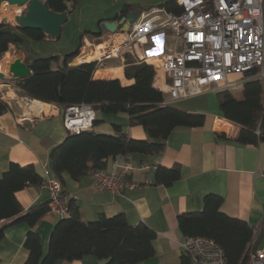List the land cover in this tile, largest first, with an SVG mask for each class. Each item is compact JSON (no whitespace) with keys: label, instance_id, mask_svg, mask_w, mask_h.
I'll list each match as a JSON object with an SVG mask.
<instances>
[{"label":"trees","instance_id":"trees-1","mask_svg":"<svg viewBox=\"0 0 264 264\" xmlns=\"http://www.w3.org/2000/svg\"><path fill=\"white\" fill-rule=\"evenodd\" d=\"M43 2L55 12H69L77 0ZM159 5L168 10L180 11L176 0H167ZM136 6L124 4L122 13H139L141 9H136ZM102 32L97 30L94 34ZM45 37L42 31L23 29L2 21L0 55L8 50L9 44ZM78 46L66 53L55 67L52 64L57 61V55H41L31 60L25 58L24 62L31 73L24 78L12 79L14 86L22 96L52 103L63 109L73 104L90 103L95 112H124L129 124L143 127L147 138H132L116 124L113 125V134L90 130L68 133L49 152L51 173L61 185L62 173L79 180L91 170L105 168L109 157L157 154L174 128L203 124L204 114L165 103L163 92L153 87L154 69L151 64L136 58L133 60L125 54L124 75L134 80L132 84L122 85L118 78L95 79L93 74L99 67L97 60L70 63L78 53ZM256 71L254 69L245 74L240 98L235 97L230 90L217 94L220 116L239 126L237 140L242 143L264 141V82L254 76ZM8 109V103L0 97V114ZM179 177L178 165L157 166L150 182L168 185ZM40 179L41 176L32 165L21 166L13 162L0 175V221L11 219L8 224L0 225V241L8 225L25 222L33 226L47 212L48 203L33 205L23 211L15 196L16 191L27 185H39ZM222 201L218 195H205L200 211L177 215L178 228L184 237L203 235L214 239L223 248L228 264H241L247 251L255 247L253 239L256 228L223 213L220 210ZM67 204L69 215L54 224L45 253L39 234L31 229L27 231L24 245L28 254L23 264H59L63 260L81 259L87 255L108 258L122 264H136L154 254L155 232L147 225H132L121 212L111 216L101 213L95 219L83 220L77 203L71 199ZM181 264H189V258L184 256Z\"/></svg>","mask_w":264,"mask_h":264},{"label":"crops","instance_id":"crops-1","mask_svg":"<svg viewBox=\"0 0 264 264\" xmlns=\"http://www.w3.org/2000/svg\"><path fill=\"white\" fill-rule=\"evenodd\" d=\"M68 5L70 6L71 3ZM135 5L138 10L155 6ZM122 9L123 6L109 19L102 18L95 28L89 27L84 30L77 43L78 53L70 63L97 60L99 67L95 70L93 78H118L122 85H129L134 80L124 75V56L97 55V44L103 42L99 39L103 37L109 42L120 36L118 34L120 31L115 33L103 31L99 35L94 34L101 21L117 19ZM73 10L74 8L67 12L68 18ZM48 37L46 35L43 40ZM32 40L25 39L19 44H9L8 50L0 55V60H8L10 63L18 57L24 61L25 58L31 60L36 56L45 55L44 49H34V52L29 53L28 46L31 45ZM57 56L58 59L53 62V67L62 60L59 55ZM157 86L153 79V87L157 88ZM238 87H240L239 96H234L240 98L242 83ZM15 90L18 91V88L13 86L11 95L7 94L6 102L9 109L0 114V175L13 162L21 166L32 165L36 173L42 177L43 166L51 171L49 158L51 148L70 133L63 125V108L46 102V108L38 112L34 111L31 98L22 95L12 97ZM210 91L215 90L207 88L197 95L179 101H171L169 95L163 91L165 103L189 112L204 114L203 124L174 128L166 139L163 149L157 154L117 155L106 160L104 169L109 170L115 163L120 166L125 165L128 167L127 177L140 183L139 187L126 189L124 196H113L108 190H100L88 175L79 180L71 179L66 173L61 175L66 201L72 199L77 203L83 220L95 219L101 213L111 216L121 212L130 224L143 223L155 232L154 254L149 259L136 264H181V260L186 256L182 243L187 237H184L178 228L177 215L200 211L204 196L207 194L222 197L220 210L226 215L241 219L253 227L263 225L264 141L239 142L237 140L239 126L220 116L218 92L215 91L216 95H214ZM230 91L233 93L232 90ZM95 113L96 119L90 130L94 133L113 134V125L116 124L132 138H147L143 127L129 124L128 116L124 112L113 114L96 110ZM173 165H178L180 168L178 179L168 185L150 182L157 166ZM15 196L23 211L33 205L46 204L45 200L49 199L47 190L40 184L27 185L16 191ZM59 219L57 215L46 212L33 226L25 222L8 225L0 241V264L24 263L28 254L24 241L30 229L39 234L45 253L52 228ZM10 221L11 219L1 220L0 225L8 224ZM254 243L255 247H264V225ZM59 264L122 263L87 255L81 259L63 260Z\"/></svg>","mask_w":264,"mask_h":264},{"label":"built area","instance_id":"built-area-1","mask_svg":"<svg viewBox=\"0 0 264 264\" xmlns=\"http://www.w3.org/2000/svg\"><path fill=\"white\" fill-rule=\"evenodd\" d=\"M176 3L180 11L160 5L141 10L129 30L118 33L122 37L100 43V56H118L126 47L128 51L120 56L130 53L151 64L157 88L165 91L171 101L197 95L207 88L218 92L235 89L246 78L245 74L254 69H257L254 76L264 82V0H176ZM7 6L11 5L1 3L0 11ZM11 7L15 8V18L23 13L25 5ZM10 63L0 60L3 74L0 97L4 100L14 86ZM12 97L16 98V90ZM95 119L90 103L63 109V125L70 133L91 130ZM45 167L39 184L48 193L47 212L67 217L63 187ZM127 170V166L115 163L109 170L94 169L87 175L100 190L124 196L126 189L140 186L127 177ZM255 228L254 241L261 231L260 226ZM182 248L189 264H228L223 248L210 237H187ZM241 264H264V247L249 249Z\"/></svg>","mask_w":264,"mask_h":264},{"label":"rangeland","instance_id":"rangeland-1","mask_svg":"<svg viewBox=\"0 0 264 264\" xmlns=\"http://www.w3.org/2000/svg\"><path fill=\"white\" fill-rule=\"evenodd\" d=\"M165 1L167 0H77L74 10L71 12L68 20L62 25L60 37L53 38L49 36L46 40H32L31 45L28 46L30 50L29 53L34 52V49H44L45 52L43 53L45 55H59L60 58H63L66 53H69L76 48L77 43H79L81 35L84 33L86 28H95L102 18L109 19L113 17L122 8V6H124V4H141L142 7H147L152 4L159 5ZM11 6H7L0 11V22L4 21L9 22L12 25H16V21L14 19L16 11L15 8ZM3 16H6L7 18H2ZM120 37L122 36H118L117 38ZM99 41L109 43L107 39L103 37L100 38ZM55 50H57V52H55ZM125 50L128 51L125 47V49L121 50L117 57H119L121 53L123 54ZM125 54L130 56L133 60L135 59L132 54ZM97 55H100L98 49ZM235 89H232L233 94L239 96L240 87ZM210 92L216 95L215 91ZM16 95L17 97H21L20 91H16ZM98 115H100V113H98Z\"/></svg>","mask_w":264,"mask_h":264},{"label":"water","instance_id":"water-1","mask_svg":"<svg viewBox=\"0 0 264 264\" xmlns=\"http://www.w3.org/2000/svg\"><path fill=\"white\" fill-rule=\"evenodd\" d=\"M3 2L16 6L25 5L24 13L16 15L14 18L17 26L23 29L39 30L53 38L60 37L61 27L68 20L67 11L55 12L46 7L43 0H0V5ZM120 13L117 19L101 22L98 32L115 33L117 31H128L131 24L137 19L138 13L135 11ZM9 71L12 79L24 78L31 73L29 66L19 57L9 64ZM2 76L3 74L0 73V78ZM45 202L48 203L49 199L45 200Z\"/></svg>","mask_w":264,"mask_h":264},{"label":"bare ground","instance_id":"bare-ground-1","mask_svg":"<svg viewBox=\"0 0 264 264\" xmlns=\"http://www.w3.org/2000/svg\"><path fill=\"white\" fill-rule=\"evenodd\" d=\"M10 18H11V17H10ZM101 47H102V44L98 45V46H97L98 50H99V48H101ZM99 53H100V51H99ZM31 105H32L33 108H34V111L37 110V112H38L39 110H41V109L47 107L46 104H41V103H40L39 101H37V100H32ZM42 106H43V107H42Z\"/></svg>","mask_w":264,"mask_h":264},{"label":"flooded vegetation","instance_id":"flooded-vegetation-1","mask_svg":"<svg viewBox=\"0 0 264 264\" xmlns=\"http://www.w3.org/2000/svg\"><path fill=\"white\" fill-rule=\"evenodd\" d=\"M124 14V13H123Z\"/></svg>","mask_w":264,"mask_h":264}]
</instances>
